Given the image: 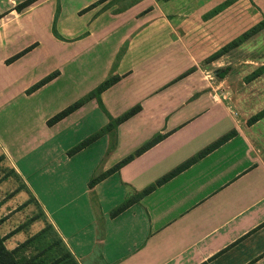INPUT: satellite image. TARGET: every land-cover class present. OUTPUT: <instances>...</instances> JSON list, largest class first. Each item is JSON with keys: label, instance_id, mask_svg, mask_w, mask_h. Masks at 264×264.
<instances>
[{"label": "crops", "instance_id": "0c3cea01", "mask_svg": "<svg viewBox=\"0 0 264 264\" xmlns=\"http://www.w3.org/2000/svg\"><path fill=\"white\" fill-rule=\"evenodd\" d=\"M26 1L9 0L0 8V94L10 92L0 96V104L6 102L0 110L18 97L31 103L71 71L50 75L52 58L66 68H77L79 61L82 69L99 67L94 74L82 71L83 95L116 79L55 125H48V117L7 130L0 121V157L75 260L264 264V118L238 121L215 88L202 91L195 84L200 71L194 72L248 31L247 0L212 17L229 0H34L17 8ZM58 45L66 50L64 60H57ZM43 97L45 106L50 101ZM117 98L125 106H117ZM131 107L140 109L134 119L145 115L147 121H110L119 115L110 109ZM111 122L107 134L67 155ZM232 132L227 142L111 217L130 193L155 184ZM155 139L153 147L89 188L94 176ZM17 232L8 241L11 250L21 241H13Z\"/></svg>", "mask_w": 264, "mask_h": 264}, {"label": "rangeland", "instance_id": "374dc122", "mask_svg": "<svg viewBox=\"0 0 264 264\" xmlns=\"http://www.w3.org/2000/svg\"><path fill=\"white\" fill-rule=\"evenodd\" d=\"M7 1L9 0H0V8L1 6L5 7ZM14 1L19 2V0ZM247 2L251 11L247 19V30H250L264 20V0H247ZM41 32L46 33V30H41ZM46 37L49 36L47 35ZM23 41L25 40H19V43ZM49 41L50 39H47L46 43ZM53 48L56 49L57 60H64L65 57L68 56L67 53L65 54L66 50L64 47L58 45ZM207 59L208 58L201 61L198 64L199 66L194 69V72L200 71L199 77L195 78V84L199 83L202 87H205L202 88V91H212V89L215 88L217 96L226 106L230 107L238 121H249L252 117L264 110V29L257 32L241 45L231 48L224 56L220 57L215 62H208ZM48 66V72L51 73L50 75L55 74L58 76L63 69V73L67 69L71 71H66L67 73L65 72L66 74L46 93L38 94L34 97L31 96L33 99L31 103H27L23 97H18L7 107L0 110V121H3V128L7 130L10 128L18 130L21 121H43L42 118L53 117L52 115H55L61 108H67L71 104H74L76 100H84V97L89 93L83 95L87 87L83 85L85 80L81 79L82 71L94 74L98 72L97 70L99 68L93 64L84 65L82 69L80 61L77 63V68L76 64L66 68L64 63H59L53 58L52 63H48ZM226 68L230 69L226 76L224 78L218 77L217 71ZM45 70L46 69H43V72H45ZM9 93L10 92L7 91L6 94H0V96L6 95L7 98ZM45 94L48 99L47 101L50 102L44 106L43 102L45 103L46 101H44L43 95ZM117 96L122 97L123 100L125 98V96H122L121 92L118 93ZM2 100L3 97H0V102ZM118 100L119 103L117 106H125L123 100ZM4 104H6V102H4ZM4 104L1 103L0 107ZM112 107L114 108L113 105ZM133 109H135V107L116 110L110 109V112L119 113L118 117L111 119V121H117L122 117L124 118V116ZM100 111V115L103 117V112L107 114L104 108L100 109ZM135 115L127 116L123 121H147L145 115H141L137 119H134ZM109 116L108 114V117ZM86 120L87 119L84 121ZM122 139L124 140V138ZM126 144H128L127 140ZM144 145L145 144L140 146L134 153L144 147ZM29 162L32 164V157L29 159ZM22 188L19 179L13 171H10L6 167L3 158L0 157V220L3 219L4 222H6L8 218H11L9 223H1L0 235L2 236L6 233V236H4L6 238L5 246L10 251L12 246L8 241L12 239L10 237L13 236L15 232L20 231V233L17 232L18 235L13 240L14 242L21 240L20 243H16L17 247L30 237L40 233L42 229H47L48 227L40 207L27 192H22L24 190ZM17 190L19 193L15 195ZM14 230L15 232H13ZM23 234H25L24 240L21 239ZM58 239L59 237L54 230L50 229L43 237L34 239L22 251H24V255L27 257L40 255L39 259H43L51 255L60 258L63 255V250L60 249H63L64 246L63 244L60 247L54 245Z\"/></svg>", "mask_w": 264, "mask_h": 264}, {"label": "trees", "instance_id": "16d2710c", "mask_svg": "<svg viewBox=\"0 0 264 264\" xmlns=\"http://www.w3.org/2000/svg\"><path fill=\"white\" fill-rule=\"evenodd\" d=\"M33 1L34 0L26 1V2H24L22 4H20L17 8L18 9H23L25 7H28L31 3H33ZM157 1H169V0H157ZM235 1L236 0H229L228 2H226L222 6H220L218 9L214 10L213 12H211L208 16L209 17L214 16L220 10L226 8L227 6H229L230 4H232ZM262 29H264V20L261 21L256 26L252 27L250 30H248L244 34H242L240 37H238L234 41H232L230 44L226 45L225 47H223L222 49H220L219 51H217L215 54H213L212 56H210L207 59V61L208 62L209 61H212L213 62V61L219 59L220 57L224 56L231 48H234V47H237V46L241 45L242 43H244L246 40L250 39L252 36H254L257 32H259ZM229 70H230L229 68H226V69L217 71L218 77L224 78L226 76V74L229 72ZM115 83H116V79H114V78L110 79L109 78L102 85H100L94 92H92L91 94H89L84 100L78 101L77 103L71 105L70 107L66 108L65 110L59 112L54 117H52L48 121V125L52 126V125H55L58 122L62 121L63 119H65L66 117H68L69 115H71L72 113H74L75 111H77L84 103H86L87 101L91 100L94 97L99 96L103 91H105L107 88H109L110 86H112ZM41 84H43V83H41ZM41 84H38L35 87V89L39 85H41ZM139 111H140L139 107H136L135 109L131 110L127 115H125L124 118L122 117V118H119L117 121H115V124L118 125L120 123H123L124 122L123 120L125 118H127V116H133L136 113H138ZM263 118H264V110L262 112L258 113L257 115H255L254 117H252L249 121H250V123H254V122L259 121V120H261ZM110 121H111V119H110ZM113 124L114 123L111 122L107 126L108 128H106V129L107 130H111L115 126V124H114V126H113ZM107 130H102V131H100L98 133H95L94 135H92V136L84 139L83 141L79 142L77 145H75L73 148H71L67 152V155L69 157L74 156L75 154H77L78 152L82 151L84 148H86L90 144H92L94 141H96L100 136H102L104 133H106ZM234 135H235V132H232V133L224 136L223 138H221L220 140H218L216 143H214L211 146H209L208 148L204 149L196 157H194V158L190 159L189 161L185 162L184 164L180 165L174 171H172L169 174L165 175L164 177H162L161 179H159L155 184L149 186L148 188L144 189L143 191H141L139 193H130L129 197L125 200V202L122 203L120 206H118L117 208H115L111 212V217H115V216L119 215L120 213H122L123 211H125L126 209H128L133 204L139 202L143 197H145L148 194H150L158 186H161L164 183L168 182L176 174L182 172L187 167H189L191 164H193L194 162H196L198 159L204 157L205 155H207L208 153H210L211 151H213L214 149H216L217 147H219L223 143L227 142ZM158 142H159V139H155L153 141H150L149 143H147L146 145H144V147H142L140 150H138L134 155H132V156L124 159L123 161H121L120 163H118L115 167H113L107 173H104V174L98 175V176H94L91 179L90 183H89V188L90 189H93L94 186L100 180H102L104 177H106L108 174H112V173L118 171L120 168H122L126 164L130 163L134 159L135 156H139L142 153L146 152L148 149H150L151 147H153ZM3 222H4L3 219L0 220V225ZM47 224H48L47 225L48 227H47V229L45 228L46 230L45 229H42L40 231V233H38L35 236L30 237L24 243H21L19 246H17L15 249H13L11 251L8 250L6 248V246H5L6 238L5 237H2L0 235V264H79L75 260V258L72 256V254L68 251V249L64 246L61 238L56 233V231L54 230V228L49 223H47ZM50 229L54 230V232L59 237V239L56 241V243L54 245H58L60 247L63 244V246H64L63 249H60V250H63V255L60 258H56L55 256H51L50 255V256H47L46 258H43V259H39L40 258V255L39 256L37 255V256H34V257H27V256H25L24 255V251H22V250L29 243H31L34 239L43 237V235H45V233L47 231H50Z\"/></svg>", "mask_w": 264, "mask_h": 264}]
</instances>
